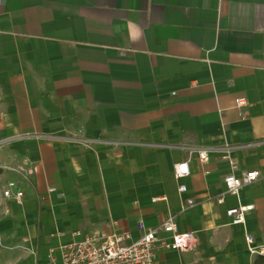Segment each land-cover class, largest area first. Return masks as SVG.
<instances>
[{"label": "crops", "instance_id": "crops-1", "mask_svg": "<svg viewBox=\"0 0 264 264\" xmlns=\"http://www.w3.org/2000/svg\"><path fill=\"white\" fill-rule=\"evenodd\" d=\"M22 157L17 204L2 193ZM231 164L260 179L218 205ZM168 217L196 242L160 247L163 264H253L247 237L264 246V0H0V264H62L75 233Z\"/></svg>", "mask_w": 264, "mask_h": 264}, {"label": "built area", "instance_id": "built-area-1", "mask_svg": "<svg viewBox=\"0 0 264 264\" xmlns=\"http://www.w3.org/2000/svg\"><path fill=\"white\" fill-rule=\"evenodd\" d=\"M246 102L243 99L235 100V110L241 118H246ZM199 159L207 162V154L201 153ZM229 160V157L226 158ZM9 172L18 175L20 182H8L3 189V199L8 202L20 204L24 199L22 183L29 182L35 173L34 164L26 157L19 159L15 168ZM174 177L177 180L189 176L188 163L175 165ZM260 179L258 173H238L236 167L231 164V173L223 180L225 191L217 199V204L224 203L226 195H236L245 187H248ZM179 194L186 192L184 186L178 189ZM196 207L193 201H187L183 205V211ZM253 207H236L226 211L225 215L232 226H241L245 223L246 214ZM138 236L134 238L128 232L113 231L109 235L99 233L82 234L75 233L73 241L59 248L62 264H163L157 261L156 253L159 248L164 250L185 253L191 250L196 242L194 234H179L176 227V218L168 217L155 228H146L143 221L135 223ZM166 236L164 241L159 237ZM248 252L253 256L264 257V246H254L253 239L247 237Z\"/></svg>", "mask_w": 264, "mask_h": 264}, {"label": "trees", "instance_id": "trees-1", "mask_svg": "<svg viewBox=\"0 0 264 264\" xmlns=\"http://www.w3.org/2000/svg\"><path fill=\"white\" fill-rule=\"evenodd\" d=\"M253 264H264V257L258 256Z\"/></svg>", "mask_w": 264, "mask_h": 264}]
</instances>
